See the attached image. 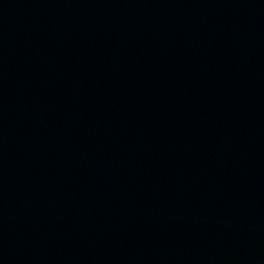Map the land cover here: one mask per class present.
I'll return each instance as SVG.
<instances>
[{
    "label": "water",
    "instance_id": "1",
    "mask_svg": "<svg viewBox=\"0 0 264 264\" xmlns=\"http://www.w3.org/2000/svg\"><path fill=\"white\" fill-rule=\"evenodd\" d=\"M0 264H264V0H0Z\"/></svg>",
    "mask_w": 264,
    "mask_h": 264
}]
</instances>
